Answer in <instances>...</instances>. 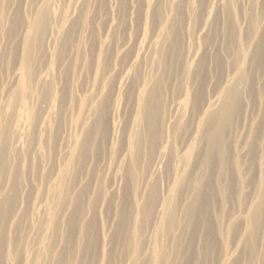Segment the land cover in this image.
Masks as SVG:
<instances>
[{
  "label": "rangeland",
  "instance_id": "rangeland-1",
  "mask_svg": "<svg viewBox=\"0 0 264 264\" xmlns=\"http://www.w3.org/2000/svg\"><path fill=\"white\" fill-rule=\"evenodd\" d=\"M6 1L0 264H29L34 252L47 254L42 264H157L156 252L163 264H264V0H54L56 32L37 53L25 37L45 0ZM158 40L182 54L164 81L177 131L165 129L136 164L130 134L139 95L160 75L150 61ZM24 53L34 56L30 81ZM240 70L241 106L213 143L207 109ZM190 139L201 168L196 158L180 184L171 153L178 161ZM198 173L204 194L184 216L198 190L182 192ZM168 201L178 222L161 241Z\"/></svg>",
  "mask_w": 264,
  "mask_h": 264
},
{
  "label": "bare ground",
  "instance_id": "bare-ground-1",
  "mask_svg": "<svg viewBox=\"0 0 264 264\" xmlns=\"http://www.w3.org/2000/svg\"><path fill=\"white\" fill-rule=\"evenodd\" d=\"M52 1L54 0H45L38 8V12L35 14L36 17L30 21L29 29L25 37V45L26 47H30L32 50H34L35 53H37L39 48L42 47L41 44L45 43L46 37L56 32L55 31L56 27L54 28L52 25V18L54 17L52 12ZM7 3L8 2L6 0H0V35H2L1 32L2 27L6 24L5 12L7 8ZM163 6H166L167 9H170V5L168 3H165ZM85 16L86 15L84 14L83 18ZM54 19L56 20V18ZM58 22H60L59 19ZM167 27H169V25ZM177 30L181 31V27H178ZM168 31L169 29L166 28L165 34H167ZM154 47L156 51L152 56V60L150 59V61H152V72L154 74L160 72V75L156 79L152 80V85L148 91L146 92L143 91V93H141L142 91L140 92L141 95H139L138 107L134 118L133 129L130 134L131 151L129 155L130 157H132V163H136V164H139V161L142 159L143 150L146 145L147 146L149 145L150 150L153 151L157 148L156 142L163 137L165 129H170L171 131H174L176 127V131H177L176 121L175 120L172 122L169 121V118L163 107L164 81L167 76L172 75L170 72L167 71L174 68L176 65H178L180 60H182V54L179 50V46H176L172 49L168 48L164 45L162 40H158L155 43ZM162 53L164 54L163 58L159 59L157 56H160ZM33 57L34 56L31 57L30 54L26 55L24 53V56L19 63L22 68L24 69L26 68V77L28 78L29 81L31 80L32 77V70L29 67V63L31 59H33ZM159 69H161V71ZM147 80H150V78H147ZM246 83H247V74L244 70H240L236 74L233 81H231L230 87L222 93L216 105V108L207 109L208 113L206 114L204 121L210 124L211 128L209 131V137L213 141V143L214 141H217V144L222 143V140L225 137L224 134L225 129L222 126L224 124L227 126L232 120V118H234L235 114L239 111V108L241 106V100L245 92ZM199 109L200 107H196L192 111V113H196ZM200 112H202V108ZM166 126L167 128H165ZM174 155L175 152L172 151L171 159L173 161V166L176 167V165H178L179 163L180 166L179 170L183 172L182 177L180 176L178 180V183L181 184L183 182L184 180L183 176L185 175V173L186 175H191V177L193 175H196V171H197L196 158H199L198 170H200L201 160L194 139H190L185 154L178 161L174 158ZM206 157H207L206 162L203 164L204 166L206 165L208 167L210 164L208 153ZM62 177L63 174L59 176V179H61ZM204 185L205 183H204L203 174H200L198 177L192 180L191 183L187 184L186 192L183 191L182 194L184 193L188 194L191 190H198V193L193 197L191 203L188 204L189 205L188 208L183 213V215L185 214L184 216L191 215L190 212L192 211V209H196L197 201L199 199L200 194L201 195L202 193L204 194V191H202V187ZM56 191L57 188L54 187L52 189L53 194H55ZM51 204H53V201L51 202ZM252 214L254 221L255 222L258 221L259 213L257 212V210H255ZM177 222H178V214H176V211H174L173 208H171V202L168 201L165 207V216L163 222L157 228V233L160 236L161 241L166 234H169L170 229L176 227ZM42 227L46 231V233L52 230V225L50 223L42 225ZM46 255L47 254L44 255V253H42L41 255H38L37 252L32 253L33 259H30L29 264H34L36 262H38L37 264H42L41 263L43 260L42 256L46 257ZM154 255L156 257L155 260H157V264H163L165 262L164 257L160 253L156 252L154 253Z\"/></svg>",
  "mask_w": 264,
  "mask_h": 264
}]
</instances>
